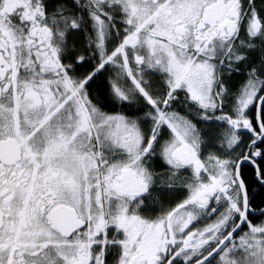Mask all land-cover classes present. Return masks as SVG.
Wrapping results in <instances>:
<instances>
[{
  "label": "snow or ice",
  "instance_id": "1",
  "mask_svg": "<svg viewBox=\"0 0 264 264\" xmlns=\"http://www.w3.org/2000/svg\"><path fill=\"white\" fill-rule=\"evenodd\" d=\"M0 264H264V0H0Z\"/></svg>",
  "mask_w": 264,
  "mask_h": 264
}]
</instances>
